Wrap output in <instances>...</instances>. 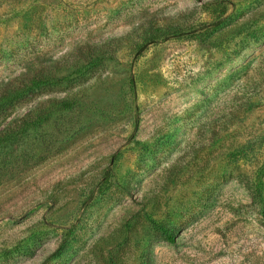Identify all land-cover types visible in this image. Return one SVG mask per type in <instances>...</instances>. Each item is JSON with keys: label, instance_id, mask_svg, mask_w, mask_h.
<instances>
[{"label": "rangeland", "instance_id": "1", "mask_svg": "<svg viewBox=\"0 0 264 264\" xmlns=\"http://www.w3.org/2000/svg\"><path fill=\"white\" fill-rule=\"evenodd\" d=\"M95 51L0 116L55 110L0 144V264H264V0H0V93Z\"/></svg>", "mask_w": 264, "mask_h": 264}, {"label": "trees", "instance_id": "2", "mask_svg": "<svg viewBox=\"0 0 264 264\" xmlns=\"http://www.w3.org/2000/svg\"><path fill=\"white\" fill-rule=\"evenodd\" d=\"M174 28L169 27L167 30H164L167 33V37H171L170 32ZM163 31L162 29H158L152 34H149L144 41V46L137 50L138 54H140L144 47L148 44H153L157 41V34ZM110 56L106 52L95 51L88 54L87 60L85 63H80L73 65L69 70L68 74L65 77L57 78L51 75H40L34 76L28 81H22L20 85L17 86H8L0 93V116L3 115L7 109L13 107L20 101L26 99L28 96L34 94L35 91L40 90L41 88H45L47 86L56 85L61 82H70L74 83L76 80L84 77L89 74L96 68H98L104 61L110 60ZM133 87V86H132ZM134 88V87H133ZM53 105L58 108V110H68L74 106V102L72 100H61L58 102H53ZM55 110H44L42 112L34 110L33 112H28V114L13 123L6 124L3 126V123H0V144L12 141L17 137L24 135L28 130L39 126L44 123L50 115ZM110 179V172L108 171L104 178L103 183H108ZM244 182L245 189L249 192L251 199L253 202H257L261 207V216L263 220L264 226V193L260 190H255L254 186L250 184V182ZM161 231L162 237L166 242L175 243V236L167 228L158 227ZM140 264H147L146 257L141 259Z\"/></svg>", "mask_w": 264, "mask_h": 264}]
</instances>
